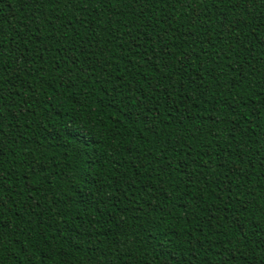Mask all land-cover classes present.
Here are the masks:
<instances>
[{
	"label": "trees",
	"instance_id": "obj_1",
	"mask_svg": "<svg viewBox=\"0 0 264 264\" xmlns=\"http://www.w3.org/2000/svg\"><path fill=\"white\" fill-rule=\"evenodd\" d=\"M0 264H264V0H0Z\"/></svg>",
	"mask_w": 264,
	"mask_h": 264
}]
</instances>
